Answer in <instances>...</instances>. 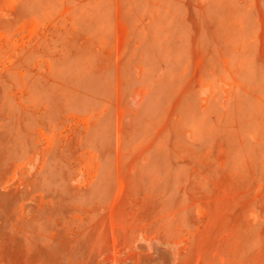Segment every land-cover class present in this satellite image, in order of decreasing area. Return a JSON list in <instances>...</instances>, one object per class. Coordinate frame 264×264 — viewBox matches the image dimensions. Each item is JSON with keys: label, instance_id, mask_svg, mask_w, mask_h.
I'll use <instances>...</instances> for the list:
<instances>
[{"label": "rangeland", "instance_id": "obj_1", "mask_svg": "<svg viewBox=\"0 0 264 264\" xmlns=\"http://www.w3.org/2000/svg\"><path fill=\"white\" fill-rule=\"evenodd\" d=\"M0 264H264V0H0Z\"/></svg>", "mask_w": 264, "mask_h": 264}]
</instances>
